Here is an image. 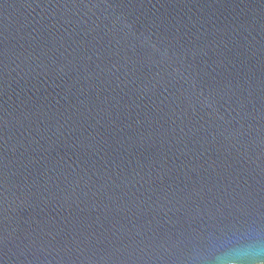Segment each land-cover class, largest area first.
<instances>
[{
	"label": "water",
	"instance_id": "obj_1",
	"mask_svg": "<svg viewBox=\"0 0 264 264\" xmlns=\"http://www.w3.org/2000/svg\"><path fill=\"white\" fill-rule=\"evenodd\" d=\"M0 264H264V0H0Z\"/></svg>",
	"mask_w": 264,
	"mask_h": 264
}]
</instances>
